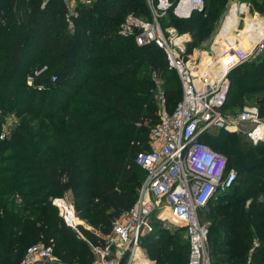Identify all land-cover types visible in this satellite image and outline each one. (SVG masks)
Masks as SVG:
<instances>
[{"label":"trees","instance_id":"obj_1","mask_svg":"<svg viewBox=\"0 0 264 264\" xmlns=\"http://www.w3.org/2000/svg\"><path fill=\"white\" fill-rule=\"evenodd\" d=\"M26 1L0 0V162L7 163L0 167V264L13 257L19 264L32 244L52 245L54 254L68 264H89L93 255L88 242L101 245L104 240L81 225L86 240L77 238L74 230L60 224L57 208L48 199L69 197L81 218L104 227L103 235L110 234L112 222L129 210L145 179L135 157L150 149L148 133L158 120L154 75L170 73L174 78L167 79L163 89L169 111L181 99V86L161 48L138 45L132 36L118 33L130 12L151 19L146 0H94L79 8L73 30L61 0ZM228 1L205 0L204 9L188 18L168 9L172 24L163 23L165 14L159 23L190 34L189 54L208 35L205 31L210 33ZM252 2L257 11L264 10V0ZM258 71H264V54L229 73L224 111L239 105L244 93L260 89L257 106L264 117V77H252ZM29 115L42 122L30 131L20 126L4 132L7 119ZM244 136L212 128L199 138L226 156L227 169H237L240 184L224 194V200L208 205L220 209L215 222L223 230L209 248L214 264H242L249 254L252 264H264V141L254 144ZM9 149L24 156L3 158ZM15 194L18 206L9 199ZM39 204L47 205L42 215L37 209L23 215ZM152 224L153 232L143 235L142 243L157 232L159 221ZM254 237L259 240L256 246ZM187 244L181 258L178 249L183 247L177 243L176 252L169 250V238L160 248H148L159 264L185 259L187 264Z\"/></svg>","mask_w":264,"mask_h":264},{"label":"built area","instance_id":"obj_2","mask_svg":"<svg viewBox=\"0 0 264 264\" xmlns=\"http://www.w3.org/2000/svg\"><path fill=\"white\" fill-rule=\"evenodd\" d=\"M61 1L65 21L73 30L79 8L91 6L94 0ZM146 2L151 20L128 13L118 33L124 37L132 36L138 45L154 43L161 48L166 54L168 70L175 71L178 76L182 95L171 111L164 106L160 108L157 123L148 133L150 149L138 152L135 157V162L146 174L137 198L127 212L112 222L111 233L103 244L88 242L93 255L89 264H121L125 254L124 264H132L134 250L140 249L143 235L153 232L152 219L162 205L166 208V217L184 226L189 243L187 264H211L209 227L203 223L200 214L210 202L217 201L234 188L237 172L227 169L224 154L199 138L203 132L218 128L246 135L254 144L264 140V118L257 107L243 105L235 113L223 110L230 88V70L264 51V10L257 11L245 1L231 2L211 52H206V56L194 63L185 59L189 56L186 44L190 34H180L171 26L162 28L159 18L168 9H172L176 17L188 18L194 10L204 9L205 0H176L175 4L171 0ZM232 13L238 17L237 25L240 21L243 23L238 30L245 31L241 33L246 35L245 46L238 47L237 36H233L234 43L237 39L233 47L226 43L220 45V35ZM157 97L163 102L162 94ZM54 205L76 237L85 239L78 229L71 205L63 198H55ZM115 246L121 249L120 255H116ZM51 263L68 264L54 254L52 245L32 244L19 264Z\"/></svg>","mask_w":264,"mask_h":264},{"label":"rangeland","instance_id":"obj_3","mask_svg":"<svg viewBox=\"0 0 264 264\" xmlns=\"http://www.w3.org/2000/svg\"><path fill=\"white\" fill-rule=\"evenodd\" d=\"M20 1H24L25 3H27L26 0H18V2H20ZM233 1L234 0L228 1L229 2V6H230L231 2H233ZM236 1H240V2H244L245 1V2H248V1H252V0H236ZM249 3H251V2H249ZM251 4L254 7V4L253 3H251ZM27 9H29V7L26 5V10ZM23 10H25V9H23ZM134 15L137 16L139 19L149 20V19H146V17H143L145 15H142V17L141 16H138L136 14H134ZM221 15L218 17L217 22L214 24V26L211 29L210 33H209V30L205 31V33H207L208 35L204 38V40L201 43H199L198 45H196L192 49V52L189 53L190 55L187 53L189 56H187L185 59H187L190 62H194L195 63V62L199 61L202 57L206 56V54H205L206 52L207 53H210L211 52V47L215 44V39L217 38L218 33H219V30H220V25L221 24H219V23H220V20H221V18L223 16V15L222 16ZM164 16H166V17L163 20V23H165V25L172 24V23H170V19L172 17L171 14L170 13H168V14L166 13ZM237 20H238V17L235 16L234 13H232L231 17H229V19L227 21V24L224 25L223 33H221V36L222 37H220V38H222L223 40H226V41H228V42H230L232 44L234 43V37L235 36H237V38L240 39L241 33L243 31L239 32L238 29H241L242 28V24L243 23H242V21H240L238 23V25H237ZM171 27H173V26H171ZM236 40H235V43H236ZM190 41H191V38H190ZM190 41H188V43L186 44V51L189 48ZM260 53L261 54H264V51H262ZM261 54H259V55H261ZM263 72L264 71H258L257 73H255L254 75H252V77L261 79L262 77H264ZM171 77H172V75L170 73L167 74V73H163V72H160L158 75L155 76L154 84H155V94H157V96L159 94H162V96H163V89H164L165 84H167L166 83V80L170 78V82H171V80L174 79V78H171ZM27 81L29 83H32L33 82L32 79H30V78H28ZM236 84L238 86L244 85L243 83L242 84L236 83ZM259 92H262V91L260 89H257V90H254V91H250V92L244 93V96L247 98V100L244 101L242 99V101H241V103L239 105H237V106L234 105V107H233L234 110H233L232 107H229V108L225 109V112H231V111L236 112L243 105L255 106V107L258 108L257 105H260V104L257 102V98H261V96L263 94V92L262 93H259ZM156 99H157L159 111H160V108H162L163 106L165 108L167 107V105H165V103H164V99H163V102H162V99H160L158 97ZM261 117L264 118L263 116H261ZM39 122H42V119H40V118H34L32 115L31 116L30 115L29 116H26V117L21 118V119H18L16 117L15 118L14 117H11V118H9V119L6 120V123H5V126H4L3 130H4V132H7V130L10 129V127L19 128L20 126L21 127L24 126V128H23L24 130L30 131V129H32L33 127H36ZM44 125H47V123H45ZM231 133H234V132H231ZM236 134L242 135L240 133H236ZM245 138H248V137L246 136ZM248 140H250V139L248 138ZM261 141H264V140H261ZM11 155L22 156L23 153L20 150H17V149H9L5 153H3L2 157L3 158H8ZM6 166H7V163L6 162H2V163L0 162V167L5 168ZM229 168L230 169H234V170L236 169L234 166L233 167L231 166ZM235 186H239L240 187V184H239L238 181L235 184ZM26 190H28V187L27 188H24V189H20L17 192L20 193L21 191L24 192ZM40 196L41 195L33 196L32 198H29L28 200L29 201L36 200V198H40ZM224 197H225V195L221 196L218 199V201L224 200ZM56 198L62 199V197H56ZM9 199H12L11 200V205L16 204L18 206L21 203V201L19 200V196L16 195V194L12 198H9ZM63 200L67 201L68 202V205H71V211H72V213L74 215V218H77V221H78V224L79 225L85 227L86 229H89V230L93 231L96 235H98L99 238L101 237L103 240H105L106 238H108L109 234H107V235H103L102 234L103 233L102 231H103V228L104 227L98 226L96 223H93L91 221H88V219L81 218L79 216V211H77L74 208V206H73L72 202L70 201L69 197H63ZM48 201L51 202V204L53 206H55L54 205L55 204V198L48 199ZM46 207H47V205H45V204H39L37 206H33L30 209H28L26 212H24L23 215L26 216V217H28L29 215L35 214L33 210H36V209L38 211H40V215H42V213H44ZM216 211H220V209L217 210L216 208L214 209V208H211V207L208 206L207 209H205L204 211H202L201 214H200L203 223H205L206 225H208L209 228H210V238L208 240V252H209L210 245L213 242L215 243L218 238H222V235H223L222 228L220 227V225H218L215 222V212ZM213 212H214V214H213ZM36 214H39V213H36ZM57 215L62 220V221H59L60 224L64 223L62 217L60 216V212H59L58 208H57ZM152 220H153V222L154 221H159V225L156 226L157 232L153 236H149L151 238L147 237L149 239H147L146 242H143L141 244L140 249H136V250H141L143 252V254L146 255L148 257V259L151 261V264H159V260L152 258V256L150 255L149 248L148 247L149 246H153V245H157V246H159L158 248H160V246H162V244L165 241V239L166 238H169L170 239V249L169 250H172V251L176 252L175 249H177V243H178L179 245H181L183 247L181 249H178L180 251L179 257L180 258L183 257L184 254L188 251V244H187V241L188 240H187V237H186V234H185V231H184V226L180 222L175 221V220H173V219H171L169 217H166V208L163 205L159 207V209L157 211V214H156V217H153ZM250 229H252V231L254 232L253 224H251ZM53 235L54 234L52 232L51 236H53ZM258 241H259L258 238L257 237H254L253 238V242L254 243H253L252 246L258 245ZM91 244H93V243H91ZM54 245L56 247L57 246V242L54 243ZM88 245H89V243H88ZM210 251H211V248H210ZM248 253H250V249H249V252ZM162 256L163 255H161L160 260L163 259ZM210 256H211V252L209 253V258H210L211 264H214L216 261L215 260H211L212 258ZM185 262H186V259L184 261H182L180 264H185ZM217 262L220 263L221 262V259L218 258L217 259ZM124 263H125V260L123 259V261L121 262V264H124ZM161 263H162V261H161ZM242 264H252L250 262V254L247 256L245 262L242 263Z\"/></svg>","mask_w":264,"mask_h":264},{"label":"bare ground","instance_id":"obj_4","mask_svg":"<svg viewBox=\"0 0 264 264\" xmlns=\"http://www.w3.org/2000/svg\"><path fill=\"white\" fill-rule=\"evenodd\" d=\"M243 32L245 33V31H243ZM245 37H246V35L241 34L240 39H239L240 40L239 41L240 46H238V47L245 46V44H246L245 43L246 41H244ZM223 43H226L227 45L234 46V43L232 44L226 40L220 39V45L221 44L223 45ZM217 50H218V47H217ZM136 249H139V248H136ZM135 250H134V256L132 257V264H151V261L143 254L142 251H140V250L135 251Z\"/></svg>","mask_w":264,"mask_h":264},{"label":"crops","instance_id":"obj_5","mask_svg":"<svg viewBox=\"0 0 264 264\" xmlns=\"http://www.w3.org/2000/svg\"><path fill=\"white\" fill-rule=\"evenodd\" d=\"M230 1V0H229ZM248 2H251V3H253L252 1H248ZM228 7H229V2H227V4H226V8H225V10L223 11V13H222V18H221V20H220V23L219 24H221V22H222V20H223V18H224V15L226 14V12H227V9H228ZM232 15V14H231ZM231 15L229 16V17H231ZM229 19V18H228ZM227 24V23H226ZM221 26V25H220ZM222 33H223V31H222ZM220 37H222L221 35H220ZM220 39H222V38H220ZM190 55V54H189ZM258 56H260V55H258ZM258 56H256V57H254V58H248L246 61H244V62H242L241 64H239V65H237V66H235V67H233L231 70H230V72L233 70V69H235V68H237V67H239V66H242V65H245L247 62H249L250 60H252V59H255V58H257ZM229 72V73H230ZM262 92H263V90H261ZM250 92V91H249ZM262 92H259V93H262ZM243 100L245 101V100H247V98L245 97V96H243ZM233 110H234V108H233ZM231 113H235V112H231ZM115 250H117V253H116V255H120L121 254V249L119 248V247H115ZM124 260H126L127 259V255L125 254L124 255V258H123ZM6 264H18V259H17V257H13V258H10L9 260H7V262H6Z\"/></svg>","mask_w":264,"mask_h":264},{"label":"water","instance_id":"obj_6","mask_svg":"<svg viewBox=\"0 0 264 264\" xmlns=\"http://www.w3.org/2000/svg\"><path fill=\"white\" fill-rule=\"evenodd\" d=\"M264 139V138H263Z\"/></svg>","mask_w":264,"mask_h":264}]
</instances>
